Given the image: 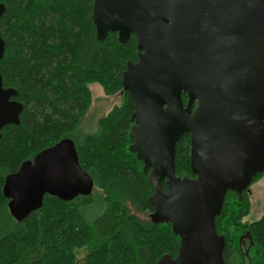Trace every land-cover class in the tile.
Wrapping results in <instances>:
<instances>
[{
	"label": "water",
	"instance_id": "1",
	"mask_svg": "<svg viewBox=\"0 0 264 264\" xmlns=\"http://www.w3.org/2000/svg\"><path fill=\"white\" fill-rule=\"evenodd\" d=\"M91 19L99 42L109 33L136 40L137 60L121 75L134 104L129 152L154 190L150 221L169 223L179 238L177 255L155 264H224L215 218L227 192L240 200L264 171V0H92ZM15 96L0 76V131L19 124ZM184 134L193 177L180 178L175 146ZM92 189L64 138L8 174L2 193L20 223L45 196L71 201Z\"/></svg>",
	"mask_w": 264,
	"mask_h": 264
},
{
	"label": "trees",
	"instance_id": "2",
	"mask_svg": "<svg viewBox=\"0 0 264 264\" xmlns=\"http://www.w3.org/2000/svg\"><path fill=\"white\" fill-rule=\"evenodd\" d=\"M0 3L5 6L0 17L2 86L15 90L13 99L23 105L19 124L0 131V264H75V250L81 248L88 250L82 264H155L162 255L174 258L179 238L169 223L150 221L154 190L142 163L129 152L134 104L122 90L121 75L128 62L137 60L135 37L122 44L109 33L99 42L92 0ZM90 84L107 97L120 94L121 104L97 121L96 132L78 135L92 102ZM64 138L73 141L81 169L102 193L103 210L85 217L94 203L92 192L71 201L45 196L38 210L17 223L2 193L5 177ZM189 151L190 137L184 134L175 146L177 177H193ZM262 178L264 171L252 183ZM247 192L240 200L227 192L215 218L216 232L225 239L224 264H264V213L257 221L243 222L250 213ZM245 231L252 243L246 263L238 260L236 247Z\"/></svg>",
	"mask_w": 264,
	"mask_h": 264
},
{
	"label": "rangeland",
	"instance_id": "3",
	"mask_svg": "<svg viewBox=\"0 0 264 264\" xmlns=\"http://www.w3.org/2000/svg\"><path fill=\"white\" fill-rule=\"evenodd\" d=\"M88 89L91 94V105L81 120L76 133L78 135L93 134L97 129V121L105 116L112 107L119 106L121 104V95L107 97L103 94L100 87L96 84L88 85ZM248 199L250 203V213L243 222L251 223L261 218L264 211V178L257 182L252 183L248 188ZM92 195L94 198L93 205L84 211V215L88 219H92L100 214L104 208L102 193L95 187L92 189ZM241 237V235H240ZM237 253L239 254V245L236 244ZM244 250V249H243ZM87 248H81L75 250V264H82L85 255L87 254ZM239 256V257H238ZM238 260L241 258L239 254Z\"/></svg>",
	"mask_w": 264,
	"mask_h": 264
},
{
	"label": "flooded vegetation",
	"instance_id": "4",
	"mask_svg": "<svg viewBox=\"0 0 264 264\" xmlns=\"http://www.w3.org/2000/svg\"><path fill=\"white\" fill-rule=\"evenodd\" d=\"M263 213H264V211H263ZM249 238H250V232L245 231L244 234L241 235V237L239 238V242H238V245H239V251L238 252L241 255V260L244 263H246V261H247L248 250L252 245V243L249 242V240H248Z\"/></svg>",
	"mask_w": 264,
	"mask_h": 264
}]
</instances>
